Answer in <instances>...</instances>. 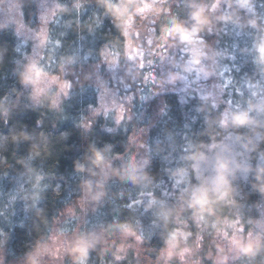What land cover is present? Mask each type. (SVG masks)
I'll use <instances>...</instances> for the list:
<instances>
[{
	"label": "clouds",
	"instance_id": "obj_1",
	"mask_svg": "<svg viewBox=\"0 0 264 264\" xmlns=\"http://www.w3.org/2000/svg\"><path fill=\"white\" fill-rule=\"evenodd\" d=\"M0 264H264V0H0Z\"/></svg>",
	"mask_w": 264,
	"mask_h": 264
}]
</instances>
